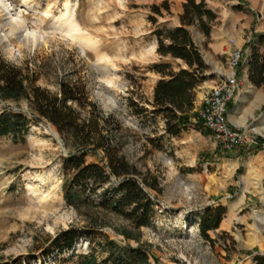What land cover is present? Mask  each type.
<instances>
[{"label": "rangeland", "instance_id": "374dc122", "mask_svg": "<svg viewBox=\"0 0 264 264\" xmlns=\"http://www.w3.org/2000/svg\"><path fill=\"white\" fill-rule=\"evenodd\" d=\"M162 2L0 0L1 56L28 67L41 87L57 92L58 83L65 81L82 89L97 104L96 116L120 155L158 187L152 192L151 226L134 230L139 242L115 232L130 224L100 212L108 228L91 238L79 236L71 250L64 243L55 246L62 232H84L87 223L84 213L66 203L63 191L64 162L74 148L46 120L32 121L25 141L0 139V264H78L83 255L93 253L103 261L104 237L122 248L142 247L151 264H255L256 257L264 256V105L244 125L255 144L241 148L237 168L238 162L222 155L224 149L197 116L173 137L164 130L162 116L138 113L139 108L152 111L161 77L151 67L171 62L179 69L156 53L155 31L180 26L183 7L181 0H168L171 12L159 17L151 7ZM208 5L218 15L211 38L191 29L208 67L207 79L198 88L205 94L230 70L233 45L239 46V38L254 30L251 19L264 15V0H211ZM71 13L74 20L65 17ZM10 22L21 26L15 24L16 35ZM27 34L35 35L38 43L19 41ZM202 103L197 100L194 114ZM6 107L28 112L25 104L0 102V110ZM75 107L84 116L91 110ZM86 161L106 164L105 153L91 152ZM117 186L113 178L105 189ZM219 205L227 213L207 240L200 234V219Z\"/></svg>", "mask_w": 264, "mask_h": 264}, {"label": "trees", "instance_id": "16d2710c", "mask_svg": "<svg viewBox=\"0 0 264 264\" xmlns=\"http://www.w3.org/2000/svg\"><path fill=\"white\" fill-rule=\"evenodd\" d=\"M208 1L184 0L179 15L180 26L155 31L158 42L156 53L162 59L170 58L179 69L176 70L171 62L151 67L161 77L154 88V100L150 104L152 111L139 108L138 113L162 116L164 130L173 137L182 134L192 115L199 116L194 114L196 96L199 86L207 79L205 72L208 67L191 29L197 28L207 39L211 38L218 15ZM151 11L163 17L164 11L171 12V6L168 0H164L160 5H152ZM150 18L157 24L154 16ZM257 41L264 50V33L258 35ZM249 65L250 81L257 87L264 85V52L255 50ZM38 82L39 78L28 67L9 63L0 54V102L15 103L18 107L25 104L28 109V112L10 107L0 110V139L25 141L32 121L46 120L74 148L64 162L63 191L66 203L84 213L87 223L84 232L78 229L62 232L53 241L54 245L64 243V248L71 250L79 236L91 238L96 232L108 228L109 224L100 212L118 216L130 224L123 229L115 228V232L125 240L139 242L134 230L151 226L155 215L152 192L158 191L157 185L141 177L140 171L120 155V149L114 145L109 134L105 135L100 118L96 116L97 104L88 101L82 89L60 81L58 91L54 92L39 86ZM75 105L83 110L91 107V110L84 116ZM103 120L107 121L106 118ZM100 150L105 153L106 164L87 163L88 154ZM113 178L118 181V186L106 190ZM226 213V207L221 205L208 209L200 219L201 236L211 240L209 232L220 227ZM104 239L106 243L101 246L107 256L105 260L101 261L93 253L83 255L78 264H151L148 251L142 247L122 248L115 241L107 237ZM255 264H264V256L256 257Z\"/></svg>", "mask_w": 264, "mask_h": 264}, {"label": "built area", "instance_id": "2783aa9c", "mask_svg": "<svg viewBox=\"0 0 264 264\" xmlns=\"http://www.w3.org/2000/svg\"><path fill=\"white\" fill-rule=\"evenodd\" d=\"M246 40L250 43L253 39L248 35ZM242 58L243 50L233 45L228 62L230 70L226 75L220 76L218 83L204 94L202 106L197 113L198 119L211 132L214 141L228 153L255 144L249 130L243 131L231 123L229 125L227 120L228 106L240 92L238 72Z\"/></svg>", "mask_w": 264, "mask_h": 264}, {"label": "crops", "instance_id": "0c3cea01", "mask_svg": "<svg viewBox=\"0 0 264 264\" xmlns=\"http://www.w3.org/2000/svg\"><path fill=\"white\" fill-rule=\"evenodd\" d=\"M183 2L184 0H181V5ZM251 22L252 23L256 22L254 26V30L249 33V35L253 39L252 42L248 43V41L246 40V37L248 35L243 34V36L240 37L238 40L239 46L236 45L237 47L241 48V50H243L241 68L239 69L238 72V81L240 82V92L236 95V99L228 106V112H227L228 113L227 120L229 125L231 123L234 127L239 128L241 130H243L245 123L251 118V116L254 115V110L259 105H264V92H263L264 85L257 87L249 79L250 69H251L249 63L251 56L253 55L255 50H259V52L261 53L264 52V50L260 47L257 41L258 35L264 33V15H262L261 17L257 16V18L251 19ZM176 27H178V25H176ZM200 90H202V92L200 93V91H197V96H196L199 102H201L204 99L203 96L205 94L203 87L200 88ZM253 97L256 98L254 99ZM236 110L237 112L240 113L239 114L240 118H236L234 113V111ZM221 151H222V155L226 156L228 161L238 162L234 164L236 165L234 167L237 168L238 164H240V161L242 160L241 154L243 153L244 150L240 148L234 151H230V153H227L223 150Z\"/></svg>", "mask_w": 264, "mask_h": 264}, {"label": "bare ground", "instance_id": "6f19581e", "mask_svg": "<svg viewBox=\"0 0 264 264\" xmlns=\"http://www.w3.org/2000/svg\"><path fill=\"white\" fill-rule=\"evenodd\" d=\"M65 17L67 18V19H69V20H74V14L73 13H71V14H68V15H65ZM16 24V23H15ZM15 24L13 23V22H10L9 24H8V26H10L11 27V33L13 34V35H16V32H17V30H18V28L19 27H21V26H19L18 24H16V26L18 27H16L15 26ZM20 29V28H19ZM19 41H21V42H23V43H33V44H37L38 43V41H37V37L35 36V35H31V37H30V35H26L25 37H23V38H19Z\"/></svg>", "mask_w": 264, "mask_h": 264}]
</instances>
